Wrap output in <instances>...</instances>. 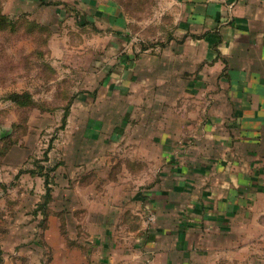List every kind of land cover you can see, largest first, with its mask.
Segmentation results:
<instances>
[{
    "label": "crops",
    "instance_id": "1",
    "mask_svg": "<svg viewBox=\"0 0 264 264\" xmlns=\"http://www.w3.org/2000/svg\"><path fill=\"white\" fill-rule=\"evenodd\" d=\"M162 3L167 31L148 45L112 1L75 3L98 42L83 49L70 112L87 111L88 131L108 125L109 143L135 134L120 141L138 154L119 161L152 180L133 203L153 217L136 213V257L264 264V0Z\"/></svg>",
    "mask_w": 264,
    "mask_h": 264
},
{
    "label": "rangeland",
    "instance_id": "2",
    "mask_svg": "<svg viewBox=\"0 0 264 264\" xmlns=\"http://www.w3.org/2000/svg\"><path fill=\"white\" fill-rule=\"evenodd\" d=\"M25 1L0 0L11 18L0 28V264H145L132 237L136 213L150 215L133 195L152 180L119 161L138 154L120 141L135 134L109 143L108 125L88 131L87 111L64 118L98 33L74 22L81 0ZM102 1L122 8L141 45L167 31L165 0Z\"/></svg>",
    "mask_w": 264,
    "mask_h": 264
},
{
    "label": "trees",
    "instance_id": "3",
    "mask_svg": "<svg viewBox=\"0 0 264 264\" xmlns=\"http://www.w3.org/2000/svg\"><path fill=\"white\" fill-rule=\"evenodd\" d=\"M28 1H31V0H28ZM33 1L38 2V4H39L40 6H44V5H47V4H54V5H56L55 3H49V2H46V0H33ZM57 5H58V4H57ZM118 6H119V5H118ZM119 7H120V6H119ZM10 19H11V18H9L8 16L3 15V14L0 13V28H1V26L4 25V24H9V25H10V22H11ZM66 108H67V110H66V113H65V115H64V118H65L66 115H67V112H68L69 107L66 106ZM46 177H47V176H46Z\"/></svg>",
    "mask_w": 264,
    "mask_h": 264
},
{
    "label": "built area",
    "instance_id": "4",
    "mask_svg": "<svg viewBox=\"0 0 264 264\" xmlns=\"http://www.w3.org/2000/svg\"><path fill=\"white\" fill-rule=\"evenodd\" d=\"M218 1L221 2V3H224V4L231 5L234 0H218ZM152 221H153V217L149 216L148 217V222H152Z\"/></svg>",
    "mask_w": 264,
    "mask_h": 264
}]
</instances>
